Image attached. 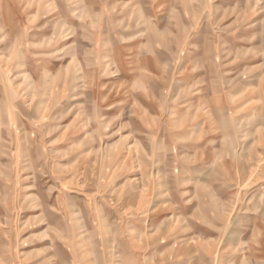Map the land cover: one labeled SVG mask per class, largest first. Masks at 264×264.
Returning <instances> with one entry per match:
<instances>
[{"label": "rangeland", "instance_id": "1", "mask_svg": "<svg viewBox=\"0 0 264 264\" xmlns=\"http://www.w3.org/2000/svg\"><path fill=\"white\" fill-rule=\"evenodd\" d=\"M0 264H264V0H0Z\"/></svg>", "mask_w": 264, "mask_h": 264}]
</instances>
